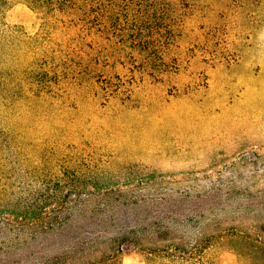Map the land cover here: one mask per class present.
<instances>
[{
    "label": "rangeland",
    "instance_id": "obj_1",
    "mask_svg": "<svg viewBox=\"0 0 264 264\" xmlns=\"http://www.w3.org/2000/svg\"><path fill=\"white\" fill-rule=\"evenodd\" d=\"M0 264H264V0H0Z\"/></svg>",
    "mask_w": 264,
    "mask_h": 264
}]
</instances>
